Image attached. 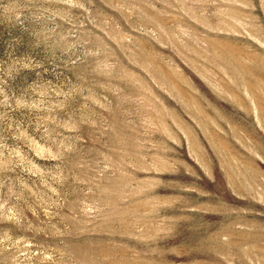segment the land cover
<instances>
[{
  "label": "rangeland",
  "instance_id": "1",
  "mask_svg": "<svg viewBox=\"0 0 264 264\" xmlns=\"http://www.w3.org/2000/svg\"><path fill=\"white\" fill-rule=\"evenodd\" d=\"M0 264H264V0H0Z\"/></svg>",
  "mask_w": 264,
  "mask_h": 264
}]
</instances>
